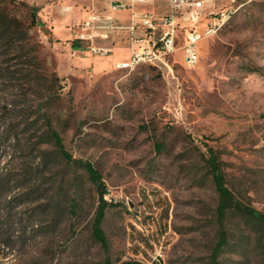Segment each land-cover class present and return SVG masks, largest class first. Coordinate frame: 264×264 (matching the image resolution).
I'll use <instances>...</instances> for the list:
<instances>
[{
  "label": "rangeland",
  "instance_id": "obj_1",
  "mask_svg": "<svg viewBox=\"0 0 264 264\" xmlns=\"http://www.w3.org/2000/svg\"><path fill=\"white\" fill-rule=\"evenodd\" d=\"M91 1L0 0V13L21 27L11 47L0 37V105L25 104L30 116L17 131L22 150L1 146L0 171L23 175L38 164L42 183L33 201L3 208L0 200V224L7 213L16 219L0 227V264H103L107 256L113 264H264V222L240 213L227 218L226 245L212 260L217 192L205 164L211 147L235 197L264 213V0H235L234 15L200 42L193 68L177 49L169 67L131 71L115 67L124 53L93 55L76 39ZM230 3L205 0L203 14ZM166 5L148 8L163 14ZM44 115L72 157L102 175L113 203L102 222L107 248L92 236L98 195L85 170L40 137Z\"/></svg>",
  "mask_w": 264,
  "mask_h": 264
},
{
  "label": "trees",
  "instance_id": "obj_2",
  "mask_svg": "<svg viewBox=\"0 0 264 264\" xmlns=\"http://www.w3.org/2000/svg\"><path fill=\"white\" fill-rule=\"evenodd\" d=\"M32 21L38 22L36 20V10L31 9ZM21 27L18 23V20L14 17H10L8 14L0 13V37H5V45L8 47L15 44L13 42V36L19 33ZM23 49V46L21 47ZM26 53V52H25ZM28 53V52H27ZM5 70V69H3ZM50 86H46L45 90L48 91V94L51 92L48 90ZM27 105L21 106L19 103H10L6 102L0 105V149L1 146H4L7 150L8 148L15 153L22 150L23 137L19 135L18 130L20 128H28V118L29 113L27 112ZM42 105H40V108ZM43 124L45 129L40 134L41 138H48L50 142L53 143L56 152L65 160L68 165L76 164L81 166L87 175V178L92 183L97 195H98V204L95 211V215L92 221V236L93 238L100 243L103 248H107L108 242L106 235L102 228V222L106 215V210L109 206L113 205L112 202L107 201L105 198L108 189L103 181L101 173L93 166L91 162L82 161L74 159L71 153L65 149L63 140L59 132L52 126L51 120L44 115ZM23 126V127H22ZM22 133V132H21ZM45 136V137H43ZM45 142V141H44ZM158 151L163 148V144H157ZM208 156L205 157V164L208 168L211 180L217 192V204L215 207V216L217 222V241L213 247L211 257L215 261L219 255L221 249L226 245L228 239V229L226 225L227 218L233 213H240L246 216H249L256 221L264 222V213L256 210L255 208L243 203L237 199L234 193L227 186L226 175L222 167V162L218 154L211 148H207ZM5 156L9 158L13 157L11 152H6ZM38 155L40 160H44L46 155ZM40 172L38 164L35 166H26L23 169V175L21 173H14L9 169L0 171V200L2 203L6 204V207L9 208L16 201L18 204L28 203L35 200L37 192L41 188V182L38 179ZM22 176V177H21ZM31 176V177H30ZM35 176V177H32ZM29 177V178H28ZM15 180V181H14ZM14 182V183H13ZM12 188H24L22 193H19L17 196H11ZM52 201V198L49 200ZM43 205H35L32 208L34 214L37 212H43ZM40 210V211H39ZM32 213V214H33ZM8 213L6 214V220L1 221L0 227L5 223L8 227L12 226L16 222L14 216ZM22 219L20 218V222ZM103 264H113L112 259L107 256ZM120 264H144L136 261H123Z\"/></svg>",
  "mask_w": 264,
  "mask_h": 264
},
{
  "label": "built area",
  "instance_id": "obj_3",
  "mask_svg": "<svg viewBox=\"0 0 264 264\" xmlns=\"http://www.w3.org/2000/svg\"><path fill=\"white\" fill-rule=\"evenodd\" d=\"M150 0H109V5L101 11H94L76 25V39L85 42L93 55H108L113 46L97 45L96 39H110L114 43V33L125 32L130 55L127 60L115 63V67L131 71L139 66L161 68L168 66V60L180 49L182 64L193 68L200 55V42L216 33L236 12L232 3L211 9L206 15L205 0H169V10L156 15L148 11H137L135 3ZM131 8L127 25L115 21L117 11ZM169 67V66H168Z\"/></svg>",
  "mask_w": 264,
  "mask_h": 264
},
{
  "label": "crops",
  "instance_id": "obj_4",
  "mask_svg": "<svg viewBox=\"0 0 264 264\" xmlns=\"http://www.w3.org/2000/svg\"><path fill=\"white\" fill-rule=\"evenodd\" d=\"M124 1L127 3L130 2V0H124ZM91 2H92L91 4H88V12L83 18H85L91 12L104 10L109 5V0H92ZM152 2L149 1V3L148 2L147 3H135L133 9L137 11H148V12L156 14L155 12L149 10L150 8H148V5H150ZM166 7H167L166 8L167 11L165 13H167L169 10V0H167ZM130 13H131V8L117 11L115 13V21L118 24L127 25L130 20ZM156 15H161V14H156ZM113 36H114V43H112L110 39H96L95 44L109 45V46L112 45L113 52L119 51L121 53H124L120 57H118L114 63L127 60L130 55V49H129V45H128V42L125 36V32H116L114 33Z\"/></svg>",
  "mask_w": 264,
  "mask_h": 264
}]
</instances>
